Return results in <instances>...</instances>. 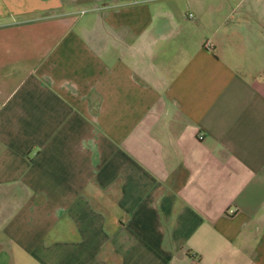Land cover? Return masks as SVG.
<instances>
[{
  "label": "crops",
  "instance_id": "0c3cea01",
  "mask_svg": "<svg viewBox=\"0 0 264 264\" xmlns=\"http://www.w3.org/2000/svg\"><path fill=\"white\" fill-rule=\"evenodd\" d=\"M0 264H264V0H0Z\"/></svg>",
  "mask_w": 264,
  "mask_h": 264
},
{
  "label": "rangeland",
  "instance_id": "374dc122",
  "mask_svg": "<svg viewBox=\"0 0 264 264\" xmlns=\"http://www.w3.org/2000/svg\"><path fill=\"white\" fill-rule=\"evenodd\" d=\"M81 9H83V8H81ZM81 9H80V10H81ZM80 10H79V11H80Z\"/></svg>",
  "mask_w": 264,
  "mask_h": 264
},
{
  "label": "built area",
  "instance_id": "2783aa9c",
  "mask_svg": "<svg viewBox=\"0 0 264 264\" xmlns=\"http://www.w3.org/2000/svg\"><path fill=\"white\" fill-rule=\"evenodd\" d=\"M199 138H201V136Z\"/></svg>",
  "mask_w": 264,
  "mask_h": 264
}]
</instances>
